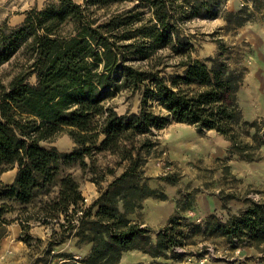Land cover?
<instances>
[{"label": "trees", "instance_id": "16d2710c", "mask_svg": "<svg viewBox=\"0 0 264 264\" xmlns=\"http://www.w3.org/2000/svg\"><path fill=\"white\" fill-rule=\"evenodd\" d=\"M223 1L48 0L26 10L18 24L0 23V70L8 66L0 73V175L15 168L10 183L0 179V239L11 221L6 214L17 210L26 244L32 221L57 227L45 252L71 238L88 245L79 264H118L128 251L180 261L190 254L177 248L195 236L261 248L264 204L244 199L230 211L232 193L217 196L226 217L211 212L193 223L181 215L192 207L187 194L157 232L132 219L145 199L166 198L150 187L143 166L158 144L154 130L168 123L222 135L226 158L260 159L264 123L243 119L237 99L245 67L222 44L214 55L191 58L193 44L182 29L192 18L217 16ZM221 16L224 29L241 27L264 18V0H241ZM164 48L185 57L179 72L162 73L156 52ZM123 90L139 94L136 111L118 113L109 103ZM61 132L75 144L70 151L46 144ZM72 166L98 188L89 205L66 171ZM157 178L176 182L173 174Z\"/></svg>", "mask_w": 264, "mask_h": 264}, {"label": "rangeland", "instance_id": "374dc122", "mask_svg": "<svg viewBox=\"0 0 264 264\" xmlns=\"http://www.w3.org/2000/svg\"><path fill=\"white\" fill-rule=\"evenodd\" d=\"M46 1L48 0H0V23L6 20L10 25L18 24L22 21L26 10L32 7L41 8ZM75 1L83 2V0ZM240 5L241 0H224L217 9V16L192 18L182 24V29L189 35L193 44L188 50L191 58L203 59L214 55L218 51L219 44L224 45L230 54L239 58V63L246 69L237 94L243 119L264 123V18H257L234 29L223 28L225 22L222 13L226 10H236ZM156 53L161 56L164 63L162 73L181 70L176 65L180 60L185 59L183 55L171 54L167 48L160 49ZM7 68V65L2 66L0 73ZM108 101L118 113L136 111L139 94L123 90L117 92ZM152 108L160 109L156 102L152 103ZM154 133L158 144L147 158L143 173L151 177L150 187L164 193L166 198L144 200L143 208L132 215V219L141 221L151 231L157 232L175 213V200L182 199L187 194L190 195L192 207L184 208L181 215L193 223H200L203 217L209 214L206 212L210 206L209 201L220 193H232L236 197L228 202L230 211L243 205L244 199L264 204V147L258 150L259 160L246 161L236 156L226 158L229 141L212 130L199 134L192 125L171 122L159 130H154ZM224 140L228 141L227 146L223 145ZM46 144L53 145L60 151H70L75 145L66 132L57 134ZM108 157L106 159L98 157V163L104 165L107 159H111ZM13 171L10 169L3 172L0 179L4 183H10L12 174L15 173ZM66 171L78 181L85 205L91 204L98 196L96 185L90 182L87 174H82L78 167L72 166ZM170 174L176 177V182L173 184L157 178ZM104 185L105 182L102 186ZM159 204L162 206L157 207L156 205ZM172 206L174 211L171 214ZM215 213L226 217L227 210L220 209L219 206ZM16 215L17 210L6 214V217L11 219L6 225V230L8 233L9 228L15 224L20 229L18 239L25 245L23 253L25 264L80 263L86 245H76V239L71 238L53 247L51 252H45L47 241L57 227L55 223L42 225L32 221L27 232L33 238L29 244H26L20 239L22 229L19 220H15ZM43 232L46 236L42 238ZM37 238L40 241H36ZM188 242L184 248H177L178 251H187L190 254L180 261L154 260L140 251H128L122 254L118 264H245L246 260L252 261V264H264L261 258L264 254V244L259 249L247 245L231 248L223 238L215 236L206 238L195 236ZM244 252L246 253L243 256L244 260H240ZM0 261L5 263V256H0Z\"/></svg>", "mask_w": 264, "mask_h": 264}, {"label": "crops", "instance_id": "0c3cea01", "mask_svg": "<svg viewBox=\"0 0 264 264\" xmlns=\"http://www.w3.org/2000/svg\"><path fill=\"white\" fill-rule=\"evenodd\" d=\"M225 143H223L224 146L228 145V141L224 140ZM15 172V169H13ZM14 173L12 174V179H13ZM148 199V198H147ZM146 200V199H145ZM210 202V206L209 208H207L206 212L211 213V212H215L218 207L220 206V200L216 197L213 196L211 198ZM157 207H160L162 205H156ZM173 213L174 211V207L172 206L171 208ZM19 231L20 229L18 228V226L12 225L9 228L8 233L1 239L0 241V256H5L6 258V262L2 263L0 261V264H25V257H24V250H25V245L18 239V235H19ZM46 233L43 232V235L41 236L43 238V236ZM89 246L86 245L84 246V253H82V257L88 252ZM245 250V249H244ZM246 253L244 252V254L242 255V259L239 258L240 260H244L243 256H245ZM245 264H252V261L246 260L244 262Z\"/></svg>", "mask_w": 264, "mask_h": 264}]
</instances>
